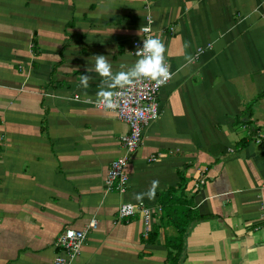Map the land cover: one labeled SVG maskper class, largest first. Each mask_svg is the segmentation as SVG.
I'll use <instances>...</instances> for the list:
<instances>
[{"label":"crops","instance_id":"0c3cea01","mask_svg":"<svg viewBox=\"0 0 264 264\" xmlns=\"http://www.w3.org/2000/svg\"><path fill=\"white\" fill-rule=\"evenodd\" d=\"M147 17L176 75L116 194L104 182L127 127L91 104L102 78L84 89L79 77L95 55L133 66ZM185 42L204 49L187 68ZM263 130L264 0H0V264H51L55 237L90 220L69 264H169L177 233L157 200L178 173L200 216L179 264H264ZM153 180L155 198L136 201ZM122 203L149 209L152 241L138 216L117 219Z\"/></svg>","mask_w":264,"mask_h":264},{"label":"built area","instance_id":"2783aa9c","mask_svg":"<svg viewBox=\"0 0 264 264\" xmlns=\"http://www.w3.org/2000/svg\"><path fill=\"white\" fill-rule=\"evenodd\" d=\"M150 23L151 20L147 17L145 23L139 28L137 38L131 41L132 52L136 59L139 57L136 56L135 52L138 47H142L143 39L155 36ZM171 30L170 28L169 31ZM163 85H157L152 81L144 80L123 90V96L120 98V107L115 110L105 109L103 105L98 104V99L91 102L96 109L113 112L116 118L127 127V132L119 137V145L123 154L111 161L106 172L104 183L105 189L108 192L116 194H123L125 192L127 187V174L125 173L127 159L138 148L144 127L158 118L157 94ZM115 91L121 90L116 89ZM74 99H77V97L75 96ZM252 140L254 143H264V130L262 133L256 132ZM151 160L153 158H150ZM126 204L129 203H122L118 206L116 210L117 219L126 220L138 216L142 223L141 235L145 238L150 230L151 213L149 209L142 204H132L133 210L130 214L122 213V206ZM95 227L96 221L90 220L82 230L68 228L61 231L55 237L52 244L57 254L54 256L51 264H69L84 241L86 232Z\"/></svg>","mask_w":264,"mask_h":264},{"label":"clouds","instance_id":"9594fccd","mask_svg":"<svg viewBox=\"0 0 264 264\" xmlns=\"http://www.w3.org/2000/svg\"><path fill=\"white\" fill-rule=\"evenodd\" d=\"M190 46L189 42H185L183 45V68L192 66L196 59H198L199 54H202L204 51V49H199L196 55H192L187 51ZM166 53L167 47L165 42L159 36H149L143 39L142 47H138L135 52L139 58L134 65L131 67L122 65V70L116 72L113 71V65L107 59V56L103 54L95 55L94 65L86 68L87 74L80 75V85L84 89H87L90 81L93 79L91 73L98 74L102 78V83L97 93V102L103 105L105 109L115 110L120 107V98L123 96V90L144 80L152 81L157 85H163L173 79L176 73L171 70L170 64L166 59ZM116 89L121 91H115ZM158 185L159 181L153 180L147 192L137 193L133 198L139 202H142L145 198L153 200L156 196ZM132 210V204L122 206V213L130 214Z\"/></svg>","mask_w":264,"mask_h":264},{"label":"trees","instance_id":"16d2710c","mask_svg":"<svg viewBox=\"0 0 264 264\" xmlns=\"http://www.w3.org/2000/svg\"><path fill=\"white\" fill-rule=\"evenodd\" d=\"M245 117V109L242 112ZM185 179L178 173V183L173 187H168L158 196V208L165 222L173 227L177 233L176 238H166L164 246L168 249L166 263L179 264L183 256L185 238L193 224L199 220L200 216L195 210L192 196L185 194ZM129 219V218H128ZM156 229H152L143 241H152L156 236Z\"/></svg>","mask_w":264,"mask_h":264}]
</instances>
